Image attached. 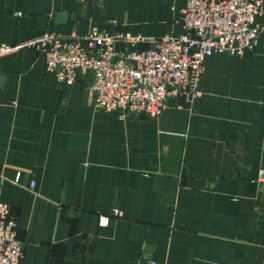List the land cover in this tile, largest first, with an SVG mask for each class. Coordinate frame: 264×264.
<instances>
[{
	"label": "crops",
	"instance_id": "0c3cea01",
	"mask_svg": "<svg viewBox=\"0 0 264 264\" xmlns=\"http://www.w3.org/2000/svg\"><path fill=\"white\" fill-rule=\"evenodd\" d=\"M185 2L0 0V47L179 36ZM198 92L156 119L102 112L86 80L57 85L35 50L1 56L0 203L21 264H264V32L239 58L206 59Z\"/></svg>",
	"mask_w": 264,
	"mask_h": 264
},
{
	"label": "built area",
	"instance_id": "2783aa9c",
	"mask_svg": "<svg viewBox=\"0 0 264 264\" xmlns=\"http://www.w3.org/2000/svg\"><path fill=\"white\" fill-rule=\"evenodd\" d=\"M263 14L264 0H186L178 19L179 36L45 34L19 47L1 46L0 57L20 48L33 49L57 85L69 87L86 80L96 110L156 119L167 99L180 109L200 97L198 84L206 59L239 58L254 51L264 32ZM142 44L145 49H139ZM256 181L264 185V170L258 171ZM112 214L122 216L118 211ZM108 223V216L98 217V227ZM16 231L10 207L0 203V264L23 260Z\"/></svg>",
	"mask_w": 264,
	"mask_h": 264
},
{
	"label": "rangeland",
	"instance_id": "374dc122",
	"mask_svg": "<svg viewBox=\"0 0 264 264\" xmlns=\"http://www.w3.org/2000/svg\"><path fill=\"white\" fill-rule=\"evenodd\" d=\"M245 53V52H244Z\"/></svg>",
	"mask_w": 264,
	"mask_h": 264
}]
</instances>
